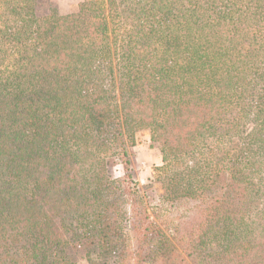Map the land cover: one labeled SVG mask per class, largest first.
I'll use <instances>...</instances> for the list:
<instances>
[{
	"label": "trees",
	"instance_id": "1",
	"mask_svg": "<svg viewBox=\"0 0 264 264\" xmlns=\"http://www.w3.org/2000/svg\"><path fill=\"white\" fill-rule=\"evenodd\" d=\"M40 9L0 0V264H264V0Z\"/></svg>",
	"mask_w": 264,
	"mask_h": 264
},
{
	"label": "rangeland",
	"instance_id": "2",
	"mask_svg": "<svg viewBox=\"0 0 264 264\" xmlns=\"http://www.w3.org/2000/svg\"><path fill=\"white\" fill-rule=\"evenodd\" d=\"M83 0H40V10L45 11L50 5L55 6L60 14H68L77 9L78 4ZM252 123H247L245 132L250 131ZM235 142H239L235 139ZM128 158L130 164L128 168L131 169V174L138 182V190L149 210L151 206L158 204L159 195L163 193V188L160 183L154 179V167L162 165V154L157 142L151 141L147 132L138 134L135 144L127 147ZM110 171L114 177H122L124 174V167L119 162H114L110 165ZM257 204V201L254 202ZM150 213V212H149ZM126 217V216H125ZM149 219H152L149 218ZM128 225V221L125 220ZM91 246L78 247L75 264H117V259L113 256H101L99 249H89ZM89 249L90 254L86 255V250ZM117 250L116 247H114Z\"/></svg>",
	"mask_w": 264,
	"mask_h": 264
}]
</instances>
